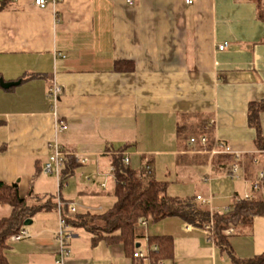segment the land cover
<instances>
[{"label": "crops", "instance_id": "obj_1", "mask_svg": "<svg viewBox=\"0 0 264 264\" xmlns=\"http://www.w3.org/2000/svg\"><path fill=\"white\" fill-rule=\"evenodd\" d=\"M0 80L12 84L0 87V183L17 184L27 207L46 205L25 227L27 238L8 241L10 264H57L56 200L76 202V214H106L118 155L135 171L148 165L168 183L167 196L200 197L219 213L254 195L251 183L264 173L247 120L248 105L264 98V0H58L42 9L10 0L0 9ZM52 83L62 88L55 108ZM57 120L67 129L57 131ZM259 124L264 135V112ZM203 136L240 155L237 181L213 146L190 143ZM53 142L75 164L63 191L42 173ZM186 226L176 217L140 226L145 238L135 247L144 258L136 260L68 225L62 264H154L151 236L171 238V258L160 264H248L264 254V217L229 235L236 262Z\"/></svg>", "mask_w": 264, "mask_h": 264}, {"label": "trees", "instance_id": "obj_2", "mask_svg": "<svg viewBox=\"0 0 264 264\" xmlns=\"http://www.w3.org/2000/svg\"><path fill=\"white\" fill-rule=\"evenodd\" d=\"M7 1L10 0H0V9ZM261 112H264V98L259 103L248 105V125L256 132L257 150L264 152V135L261 133L259 124ZM207 144L209 147L213 146L212 141L209 142L208 139ZM217 156L225 166L230 167L234 161L233 157L228 154H217ZM74 168L73 160L66 158L61 170V182L73 173ZM112 168L115 180V202L108 212L93 217L87 214H75L68 217L66 223L70 227L85 229L94 235L96 240L104 239L108 243L122 245L125 254L131 259H133L138 241L145 238L139 224L141 220L148 221L150 219L155 223L165 218L176 217L195 228L204 229L207 227L209 242L218 250L228 253L230 258L235 261L230 252V236L227 231L250 227L255 217H264V197L263 194H257L258 191H255V194L251 195L248 200L234 201L226 212H211L195 197L167 196V182L155 180L152 174H147L143 168L135 171L128 165H124L120 155L113 158ZM262 186L264 187V183ZM2 206H8L10 213L7 217L0 219V264H10L6 257L8 241L24 227L23 224L26 220L31 219L36 212L45 207H27L25 199L19 195L18 186L15 183H0V207ZM146 238L150 249L148 257L154 264L171 258L170 237L151 236ZM153 248H155L154 251ZM248 264H264V254L254 257Z\"/></svg>", "mask_w": 264, "mask_h": 264}, {"label": "built area", "instance_id": "obj_3", "mask_svg": "<svg viewBox=\"0 0 264 264\" xmlns=\"http://www.w3.org/2000/svg\"><path fill=\"white\" fill-rule=\"evenodd\" d=\"M58 0H33V4L35 7L38 8H44L46 7L49 2H55ZM197 0H184L185 5L189 6L195 3ZM127 3H131V0H127ZM227 47V43H223L218 46V50L222 51ZM62 88L56 83H52L51 87L47 91V98L51 101L52 107L55 108L57 105V102L59 100V97L61 95ZM56 129L57 131H64L67 129V125L60 120L56 121ZM207 139L206 137H201L200 138V144L201 145H206ZM190 143L193 144L195 141L193 139L190 140ZM51 149V155L49 156L47 162L44 164V167L42 169V173L44 175H54L57 179H60L61 177V169L63 167V164L65 162V152L63 148L57 143L53 142L49 146ZM211 154L217 155V154H228L231 155V149L227 145L224 144H218L216 143L213 148ZM234 159L233 163L230 165L228 170L226 171V175L230 179H239L240 178V171H241V164H240V155L239 154H232L231 155ZM122 163L124 165H128L129 160L126 156L122 157ZM111 171H113V168H111ZM145 171L147 174L150 173V167L148 165L145 166ZM264 183V173L260 172L257 174L256 178L254 181L251 183V191L255 192L258 191L259 189L261 190V186ZM251 195H245L242 199L248 200L250 199ZM263 197H264V191H263ZM198 201H201L203 204L208 205L209 201L202 200L200 197H196ZM240 200L236 199L235 201ZM56 210H57V215H58V228L55 233V240L58 243V259H57V264H62L65 260H67L70 257V249H69V239L71 238V234L68 231V225L66 223V219L68 218L69 215H75L77 213L79 205L74 202V201H68V202H63L62 200H56ZM229 208H225L222 210V212L228 211ZM64 211L66 213V216L64 214ZM86 213L89 216H94L95 212L101 211V209H93V208H88L85 210ZM140 226L145 227L147 224L146 220H141L139 221ZM190 225L186 226V229L189 228ZM206 239L208 240V228L204 227L202 229ZM233 229H229L227 231V234H232ZM28 237V233L26 231V228L23 227L19 230V232L15 235H13L10 240L13 242L20 241L22 239H25ZM209 241V240H208ZM155 249V248H154ZM144 255L139 252L135 251L133 253V259H143ZM156 264H160L159 262Z\"/></svg>", "mask_w": 264, "mask_h": 264}, {"label": "rangeland", "instance_id": "obj_4", "mask_svg": "<svg viewBox=\"0 0 264 264\" xmlns=\"http://www.w3.org/2000/svg\"><path fill=\"white\" fill-rule=\"evenodd\" d=\"M193 140L195 141V142H197L198 144L200 143V137H195V138H193ZM133 167H134V165H132ZM132 167V168H133ZM224 177H226V176H224ZM60 181L62 180L61 179V177H60V179H59ZM229 180V179H228ZM238 180V179H237ZM236 179L234 180V179H230V181H237ZM65 182H66V180H63L61 183H63V185H62V187H61V189H60V191H63L65 188H66V186H65ZM58 190V189H57ZM56 190V191H57ZM63 193V192H62ZM57 195V194H56ZM111 195V194H110ZM113 195H111L110 196V200L113 198L112 197ZM45 201H46V203L45 204H48V200H49V198H46V199H44ZM43 200V201H44ZM112 200H114V202H115V198H113ZM35 201V200H34ZM44 201V202H45ZM44 204V203H43ZM42 205V204H41ZM46 206V205H45ZM44 206V207H45ZM205 206H208V207H213V205H211V203H209L208 205H205ZM43 207V208H44ZM221 209H223V207H221ZM46 210V209H45ZM9 213H10V208L8 207V206H2V207H0V219L1 218H4V217H7L8 215H9ZM36 214V213H35ZM34 214V215H35ZM91 217V216H90ZM159 222L160 221H158V222H152L150 219L147 221V223H148V226H149V228H153L154 226H155V229H156V226L159 224ZM27 228H29V227H27ZM154 229V228H153ZM146 231V230H145ZM147 232V231H146Z\"/></svg>", "mask_w": 264, "mask_h": 264}, {"label": "water", "instance_id": "obj_5", "mask_svg": "<svg viewBox=\"0 0 264 264\" xmlns=\"http://www.w3.org/2000/svg\"><path fill=\"white\" fill-rule=\"evenodd\" d=\"M9 86H12V84L11 83H4L2 80H0V87H2V88H7V87H9ZM32 224V222H31V220L30 219H28V220H26L25 222H24V224H23V226L24 227H28V226H30Z\"/></svg>", "mask_w": 264, "mask_h": 264}]
</instances>
